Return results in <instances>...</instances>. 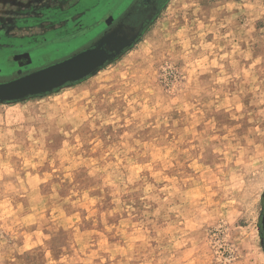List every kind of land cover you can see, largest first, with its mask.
<instances>
[{"label": "rangeland", "instance_id": "374dc122", "mask_svg": "<svg viewBox=\"0 0 264 264\" xmlns=\"http://www.w3.org/2000/svg\"><path fill=\"white\" fill-rule=\"evenodd\" d=\"M136 23L0 102V264H264V0H0V82Z\"/></svg>", "mask_w": 264, "mask_h": 264}, {"label": "water", "instance_id": "95a60500", "mask_svg": "<svg viewBox=\"0 0 264 264\" xmlns=\"http://www.w3.org/2000/svg\"><path fill=\"white\" fill-rule=\"evenodd\" d=\"M132 31L131 39L134 40L137 30ZM111 35L61 61L1 81L0 102L19 101L28 96L47 94L68 83H75L90 76L130 44L129 40L118 41L116 31ZM112 41L117 42L112 44Z\"/></svg>", "mask_w": 264, "mask_h": 264}, {"label": "flooded vegetation", "instance_id": "af4514ba", "mask_svg": "<svg viewBox=\"0 0 264 264\" xmlns=\"http://www.w3.org/2000/svg\"><path fill=\"white\" fill-rule=\"evenodd\" d=\"M137 15V14H136ZM131 16H135L133 13ZM132 29H136L137 32L141 31V24H133V25H117L116 32H117V40L123 41V40H130L131 35L133 34ZM121 30V32H119ZM117 41H112V44H115Z\"/></svg>", "mask_w": 264, "mask_h": 264}]
</instances>
